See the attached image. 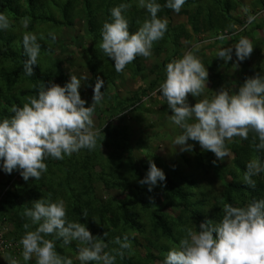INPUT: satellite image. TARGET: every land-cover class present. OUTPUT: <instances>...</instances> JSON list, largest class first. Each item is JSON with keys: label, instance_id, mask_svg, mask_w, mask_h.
Returning a JSON list of instances; mask_svg holds the SVG:
<instances>
[{"label": "rangeland", "instance_id": "rangeland-1", "mask_svg": "<svg viewBox=\"0 0 264 264\" xmlns=\"http://www.w3.org/2000/svg\"><path fill=\"white\" fill-rule=\"evenodd\" d=\"M26 1L12 0L11 3L10 0H0V13L8 16L11 11L12 24L17 28L19 24L26 33L37 35L41 51L36 67L40 75L60 86H64L71 75L88 78L82 80L79 89L81 98L86 101L85 107L92 103L97 77L104 81L101 88L103 99L92 117L94 127L101 132L95 149H85L87 160L81 163L82 172L76 171L79 166L74 167L71 156L67 160L66 156L63 160L48 157L45 159L47 172L39 180L29 178L25 181L19 171L5 173L0 160L1 236L11 239V236L18 235L21 238L25 233L23 224L30 222L22 216L24 208H31L32 201L48 198L49 194L52 202L64 201L69 221L84 223L94 236L103 237L107 231L106 242H109L127 234L133 252L125 251V254L138 264H144L148 254L162 255L154 235L159 238L158 242H163L158 244L173 245L183 237L184 227L198 230L201 223L213 222L210 212L213 207L225 204L228 185H242L246 163L254 156L264 161V151L255 150L251 141L254 134L249 133L246 140L235 137L233 142L226 141L229 155L223 161L217 160L212 152L202 150L198 142L191 140L188 143L194 146L193 150L182 152L174 141L183 130L169 119L172 113L159 87L166 79V65L188 52L193 53L208 72L207 88L202 96L192 97L189 94L190 105L205 97L211 99L222 87L238 92L246 78L257 73L264 76V0H213V4L220 7L221 16L219 30L211 31L204 30V25L209 23L207 8L211 2L208 0H201L206 4L203 7L200 0H188V8L182 7L178 13L161 8L158 18L167 20L168 27L163 39L154 42L150 57H137L132 62L135 71L124 69L122 73L112 70L114 61L99 48L101 31L93 33L95 28L80 18H76L72 26L36 20L31 13L38 9L46 13L47 9L54 14L57 12L55 1L58 0H32L33 12ZM135 7L139 8L138 5ZM141 9H129L125 15L134 29L139 27L137 21L143 22L149 16L146 9L138 12ZM191 10H197L194 13L198 22H189ZM18 13L29 18L27 28L19 22L21 15H16ZM257 25L262 28L257 29ZM17 28L14 30L16 33ZM3 32L9 34L8 30ZM49 32L55 33L54 42ZM41 36L44 39H40ZM241 38L249 40L253 46L250 57L239 61L233 48L230 61L225 63L218 58L220 50L234 47ZM217 41L220 44L215 43ZM16 47L25 52L19 39L13 43V48ZM11 63L12 59L9 64L0 60V66ZM6 70L10 67L6 66ZM28 78L31 76L23 78L17 90H30L31 96L38 95L41 84L27 81ZM23 103L14 100L13 106H23ZM3 119L0 118V121ZM233 147L238 150L233 151ZM150 159L166 176L163 186L158 183L152 191H148V185L139 183L147 174ZM253 179L256 184L261 183L264 173ZM10 193L21 199V209L11 205L9 199L13 198H8ZM124 206V211L128 209L136 215L128 225L122 220ZM84 210L88 213L86 219ZM156 218L164 222L168 234L155 231L153 220ZM47 238L53 239L51 236ZM19 241L12 242L13 248L0 252V264H9L10 259H15L18 264H35V257L24 261ZM55 245L60 255L71 258L73 264H81L77 259V242L64 245L62 240H56ZM109 247L118 246L109 243ZM109 247L105 250L109 251ZM163 248L166 255L168 250ZM119 258L116 264H121ZM160 262L156 260L154 264Z\"/></svg>", "mask_w": 264, "mask_h": 264}, {"label": "clouds", "instance_id": "clouds-1", "mask_svg": "<svg viewBox=\"0 0 264 264\" xmlns=\"http://www.w3.org/2000/svg\"><path fill=\"white\" fill-rule=\"evenodd\" d=\"M184 4L185 0H166L163 7L178 13ZM130 7L121 3L112 8L111 22L106 21L101 29L99 48L114 61L117 73H122L137 57H150L154 42L163 39L168 30L167 20L157 15L161 4L157 0H138V7L146 9L149 16L143 22L137 21L138 29L130 33L124 15ZM21 23L27 28L29 18H23ZM10 26L9 17L0 13V30H8ZM48 35L53 42L56 40L54 32ZM22 42L28 57L24 73L32 76L41 44L32 33H25ZM233 48L239 61L250 57L253 51L249 40L241 38L234 47L220 50L218 58L227 63L232 59ZM165 72L166 79L159 91L171 110L169 119L183 130L174 141L182 152L193 150L194 146L188 143L191 140L223 161L229 155L226 141L233 142L235 137L246 140L249 133L254 134V140L258 139L255 150L264 151V76L257 73L246 78L238 92L222 87L211 99L205 97L190 105L189 94L199 97L207 88L208 72L202 62L188 52L169 62ZM87 79L71 75L64 86L51 81L42 83L38 95L27 97L22 107L11 108L13 115L0 121V160L5 173L16 170L25 181L39 180L47 172L46 158L63 160L82 149H95L101 130L94 127L92 117L103 99L104 81L97 77L92 103L85 107L79 89L82 80ZM262 173L264 161L254 156L246 163L243 182L255 188L253 178ZM162 182H166L165 173L150 159L147 174L139 183L148 185V191H152L158 183L163 186ZM222 211V219L217 223L206 221L198 230L184 227L183 237L167 251L160 264H264V199L242 207L225 203ZM83 215L85 219L88 217L87 210ZM22 216L30 221L23 224L25 233L19 241L24 261L35 257V264H73L71 258L56 251V240H62L64 245L77 242V259L81 264L93 261L116 264L117 257L123 259L125 251L132 248L127 234L106 242L107 231L103 237L94 236L84 223L69 221L64 201L52 202L50 194L48 198L32 201V207H25ZM33 226L34 230H30ZM49 236L53 239H48ZM109 243L118 247L106 251ZM9 264L18 261L10 259Z\"/></svg>", "mask_w": 264, "mask_h": 264}, {"label": "trees", "instance_id": "trees-1", "mask_svg": "<svg viewBox=\"0 0 264 264\" xmlns=\"http://www.w3.org/2000/svg\"><path fill=\"white\" fill-rule=\"evenodd\" d=\"M12 3V0H10ZM201 1V0H200ZM210 1V5L207 8V14L209 18V23L204 25L205 31H211V30H219V23H220V7H217L215 4H213V0ZM59 2V4H58ZM58 2L55 1V6L57 8V12L54 14H51L47 9H45L46 13L42 10H34V2L32 0H27L26 5H29L32 12L31 13L36 20H42L47 21L50 23H54V25H59L61 23H65L68 26H72L76 18H80L83 21L88 22L91 24V28H95L93 30V33L95 30L101 31L103 24L108 21L111 22V9L114 7L119 6L121 3H128L131 5L129 9H136V5H138V0H58ZM157 3L161 4L162 8L169 9L167 7H163V5L166 3V0H157ZM188 0H185V4L182 7L188 8L187 6ZM202 7L206 6L204 2H200ZM11 5V4H10ZM9 5V6H10ZM8 6V7H9ZM128 9V10H129ZM128 10L124 13V15L127 14ZM143 9L139 10L138 12H141ZM192 12L189 13V22L195 23V21L198 22L197 18L198 16L194 13L197 10H191ZM30 13V12H29ZM22 13H18L16 15H21ZM12 12L9 11L8 17L10 21H12ZM25 18L21 15L19 18V22L22 21V19ZM132 24L129 23V31L130 33H134L138 28H132ZM139 26V25H137ZM17 27L11 23L10 28L8 29L9 34L3 32L4 30H0V60L5 61V63L9 64L10 60L12 59V63L10 65L0 66V118H9L11 117V108L13 107L14 100H17L19 102L26 101V98L31 96V91L28 90L22 91L17 90V86L21 84V81L24 77H27L24 73V62L28 59L25 52L19 51V48H13V43L16 41V39H19L20 41H23V35L26 33V31H23L20 29V25L18 24L17 31L18 33L14 32V30ZM257 29H261V25L256 26ZM19 34V35H18ZM219 43V41L215 42ZM23 62V63H20ZM93 64V62H91ZM6 66L10 67V70H6ZM34 74L31 76L29 80H32L33 82H38L40 84H47L50 80L40 75L37 71L36 65H34ZM125 69L130 70L131 72L135 71V68L133 64L127 65ZM114 72H116L115 68L112 69ZM109 74H113L110 72ZM114 75V74H113ZM53 83V82H52ZM120 105L121 104H117ZM22 106V105H20ZM19 106V107H20ZM124 131V130H122ZM252 144L254 145L255 140L254 136L251 137ZM233 151H237V147L232 148ZM87 151L85 149L80 150L77 153H73L71 157L74 159V167L79 166V169L76 171L82 172L83 169L81 167V163L84 159L87 160ZM68 159V156H66V160ZM46 163V161H44ZM218 166V170H219ZM218 172H216L217 174ZM261 175V174H260ZM262 179V178H261ZM242 185L228 187L225 190V203H229L233 206H244L245 204L253 201V200H259L264 199V180L261 183L256 184L255 188H252L245 183H241ZM12 197L13 200L9 199L11 201V205L13 207H17L18 209L22 208V201L19 197H15L13 194H9L8 198ZM125 206L123 207V213L122 220L124 224L128 225L131 223L132 218H136V215L131 213L128 209L124 211ZM223 206H216L213 207V210L210 212L213 218V223H216L217 221H220L223 216L222 211ZM155 222L154 227L155 231L161 230L163 233H169V230L165 227L164 222L162 220H159L156 218V220H153ZM9 239V240H8ZM5 240L13 242L15 240L21 239L18 237V235L11 236V239L8 238ZM153 239L156 241V245L159 249L161 256H154L152 254H148L146 257V262L144 264H154L156 260L163 261L164 259V253H163V247L167 248L169 250L171 247L178 244L179 240L172 245V244H165L163 246V242H158V237L156 235L153 236ZM158 242V243H157ZM112 247H109L111 249ZM132 251V250H130ZM133 252V251H132ZM167 253V252H165ZM131 256H133L132 253H130ZM134 258V257H133ZM121 264H138L135 261H132V258L129 257V255L125 254L124 258L121 259Z\"/></svg>", "mask_w": 264, "mask_h": 264}, {"label": "built area", "instance_id": "built-area-1", "mask_svg": "<svg viewBox=\"0 0 264 264\" xmlns=\"http://www.w3.org/2000/svg\"><path fill=\"white\" fill-rule=\"evenodd\" d=\"M10 248H13V244L10 241H6L0 233V252Z\"/></svg>", "mask_w": 264, "mask_h": 264}]
</instances>
